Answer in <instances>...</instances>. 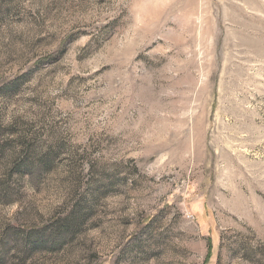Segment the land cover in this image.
I'll use <instances>...</instances> for the list:
<instances>
[{
  "label": "rangeland",
  "instance_id": "obj_1",
  "mask_svg": "<svg viewBox=\"0 0 264 264\" xmlns=\"http://www.w3.org/2000/svg\"><path fill=\"white\" fill-rule=\"evenodd\" d=\"M0 264H264V0H0Z\"/></svg>",
  "mask_w": 264,
  "mask_h": 264
},
{
  "label": "trees",
  "instance_id": "obj_2",
  "mask_svg": "<svg viewBox=\"0 0 264 264\" xmlns=\"http://www.w3.org/2000/svg\"><path fill=\"white\" fill-rule=\"evenodd\" d=\"M37 246V245H36ZM33 247H34V245H33Z\"/></svg>",
  "mask_w": 264,
  "mask_h": 264
}]
</instances>
